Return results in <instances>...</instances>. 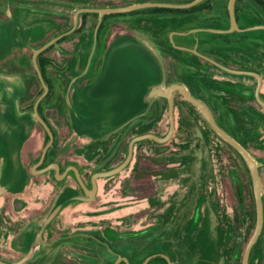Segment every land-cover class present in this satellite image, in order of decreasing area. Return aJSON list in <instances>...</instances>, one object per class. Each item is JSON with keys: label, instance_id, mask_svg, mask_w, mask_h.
I'll return each mask as SVG.
<instances>
[{"label": "rangeland", "instance_id": "rangeland-1", "mask_svg": "<svg viewBox=\"0 0 264 264\" xmlns=\"http://www.w3.org/2000/svg\"><path fill=\"white\" fill-rule=\"evenodd\" d=\"M21 1L19 12H0V23L10 24L13 14L23 23L21 29L0 40V192L3 191L0 258L3 262L13 264L33 248L34 255L25 264H65L64 260L69 259L74 261L70 264H93L73 253L81 250L75 244L82 242L81 238H66V235L154 233L162 226L159 218L169 213L172 225L176 226L173 232L182 235L186 240L183 243L188 244V252L181 257L182 264H196L188 239L199 233V245L194 247L203 249L220 216L240 215L228 181L236 180L237 170L246 176L245 181L241 177L240 181L246 186L243 197L248 201L247 206L252 202L249 208L252 212L246 209L245 216L257 217L253 179L247 163L179 94L174 138L163 143L153 139L137 142L133 160L123 171L98 179L94 200L86 198L74 175L59 180L53 170L39 173L45 164L34 166L50 138L35 115V102L44 87L34 66V49L53 35L71 29L76 10L84 6L109 3L119 7L132 2L189 0H68V12H55L67 9L62 8L61 2L48 1L54 11L51 12L44 10L41 2L33 6L32 0ZM222 1L204 0L202 5L181 13L149 7L82 15L77 29L64 42L52 47L51 54L61 66L49 67L46 75L54 79V94L42 100L43 112L56 130V138L45 163L58 162L62 169L73 164L91 185L95 172L109 170L127 157L132 138L151 131L165 134L169 129L168 104L152 93L153 88L165 90L181 80L190 85L199 67L171 62L176 56L168 43L172 26L163 31L156 28L157 20H171L174 15H183L185 19L186 13L212 4L215 12H221L228 0ZM48 15L54 19L42 20ZM66 16H69L68 24L61 27L56 19ZM4 31L1 25L0 37ZM214 111L220 123L225 127L229 124L228 131L242 137V130L227 122L224 113L219 109ZM246 147L253 154V146ZM256 160L264 196V152ZM196 206L203 207L205 219L192 233L191 219ZM53 216L60 222L54 231L56 241L43 245L39 237L43 239V234L50 233L46 229L47 221ZM85 250L89 249L85 247ZM99 252L101 264H112L115 256L104 247Z\"/></svg>", "mask_w": 264, "mask_h": 264}, {"label": "flooded vegetation", "instance_id": "flooded-vegetation-1", "mask_svg": "<svg viewBox=\"0 0 264 264\" xmlns=\"http://www.w3.org/2000/svg\"><path fill=\"white\" fill-rule=\"evenodd\" d=\"M32 1H33L32 3L33 6L39 5V3L41 2L44 7L43 9L44 10L50 9L52 10L51 12L54 11L50 6H48L49 2H52V4L54 2H61L62 8L66 6L65 8L67 9L56 10L55 12H68V7H67L68 0H32ZM21 2H22L21 0H0V4L2 5V9H0V12H19L20 9L18 8H20L19 6ZM14 5H17V8L16 7L12 8V6ZM229 5H230V0L227 1L226 9L222 10L221 12H215L217 10H215V6L214 4H212L206 9L197 10V11L195 10L194 12L186 13L185 19H182V17H184L183 15H174V18L172 17L171 20L158 19L157 20L158 26H156V28H161L163 31H165L166 27L170 25L172 26V29L169 32L170 41H168L170 47L174 49L176 55L173 58V61H171L172 63H175L176 65L190 64L192 65V67H199V71L194 72V75L191 78L192 81L190 85L185 83L184 80L177 81L175 83L183 85L193 97L201 101L210 111L213 118L220 125V127H222L242 146H244L245 149L257 162L256 159L260 157L261 152H264V147L262 148V145H264V0H236L234 6V16L232 12H230ZM87 13H97V12H87ZM84 14L85 13L80 14L79 21L82 15ZM47 18H51L52 20L54 19L51 15H48L45 16V18H43L42 20ZM68 19L69 16H66L64 18L62 17L56 20L59 24H61L62 27L68 24ZM74 20H75V15H74ZM10 21H11L10 24H7V22L0 23V26L3 25V28L5 29V31L0 37V40H2L5 36H8V34L13 30L21 29L23 25V23L19 22L17 18H14V14L12 15V19ZM166 23L168 24L167 26ZM32 30L33 29L31 28L28 31H32ZM69 30H66L64 32L62 31L57 35H53V37L43 41L40 46L44 45L46 42L53 39L54 37L62 33H65ZM153 34L156 35L157 32H153ZM69 35H65L64 37L59 39L55 44L51 45L48 49H46L48 50L44 58V62L47 63L46 73L44 74L43 69L42 68L41 69L44 74L45 80L49 86V92L47 96H52L54 94V79L52 75H48L49 78L46 76L47 74H49L48 68L51 66L53 68V65L61 66L56 61V59L53 58L51 54L53 48L51 47L52 46L57 47L59 43L64 42L63 39ZM96 42L98 43V41ZM145 47L146 49L148 48L147 45ZM61 53L63 54L62 51ZM40 55L38 56V62ZM161 58L163 60H166L164 57ZM155 59L157 60V62L159 61L156 57ZM162 63L164 64L165 61H162ZM68 89L69 86L67 88L66 96H68ZM153 89H154V92L152 90L153 94L159 95L167 102L168 113H169L170 106H169L168 98L166 96L155 93L156 89L158 88L156 89L153 88ZM177 94L181 95L186 101L191 103L192 106L200 112L202 117L205 120H207V118L205 117L202 110L197 104L189 100L187 96L180 89L175 90L173 95L175 131L171 136V138L165 142L171 141L174 138V136L177 134L176 109L179 107L176 99ZM204 94L206 95L205 97ZM218 109L225 114L226 118L228 119L227 122H230V124H234L236 128L242 130L243 133L241 135L242 137L238 135H234L232 132L228 131L227 128H229V124L228 125L226 124L227 127H225L222 123H220L216 119L214 115L215 112L214 110H218ZM145 111H143L142 114H145ZM207 122L210 124L208 120ZM211 127L213 128L212 125ZM169 129H170V116H169ZM169 129L163 135L158 134L156 131H151L146 133H154L160 137H163L168 134ZM145 139H153V138H145ZM137 142H135L134 144L133 156L129 163H131L133 160L135 153V145ZM246 145L253 146L254 148L253 154L251 150L248 147H246ZM233 148L236 151H238L235 147ZM49 149L47 150L46 155L42 160V162H40L41 157L39 158V161L37 163L39 165L37 167L42 166L44 164L45 165L42 166V168L38 170V172L46 173L48 171L53 170L54 177L59 180L66 178L70 174L74 175L77 179L78 184L80 185L81 189L86 195V198H88V200L91 201L90 196L86 192V189L80 183L75 170L70 168L71 166H75V165L71 164L67 168L62 169L61 164L56 162L60 166V174H63L62 178H57V171L55 169L41 171L45 167L55 163V162L45 163V161L48 160V157H50V154L48 153ZM238 153L241 155L239 151ZM126 158L122 162H124ZM129 163L127 164V166L129 165ZM258 167L260 171L259 164ZM78 170L83 178V173L79 168ZM235 174H236V180L230 181L228 179V181L231 190L236 198V202H237L236 207H237V211L240 212V215L233 217L220 216L219 222L215 226V232H211L208 235L205 244H203L202 246L203 249L196 248L199 245L198 243L199 233H194V232L197 230L198 224H200L205 219V215L202 206L195 207L194 214L192 215V219H191V226H190V229L191 230L193 229L192 233H194L193 236L195 238L192 237L193 238L192 239L190 237L191 240L188 239V241H191V246H192L191 252L195 254L196 264H264V218H263V226L261 233L259 234L256 241L251 246L248 255V260L246 262L247 249L256 232L258 220L257 217L255 218L252 215L245 216L246 209L248 213L252 212V210L249 209L252 208L251 200H250L251 206H247L248 201H246L245 196L243 197V194L245 193L244 191H246V186H244V181L246 176L244 175V172L241 170H237ZM227 175L229 177L228 172ZM240 177L244 181L241 182ZM99 178H97L96 194L92 200H94L97 196V192L99 189L98 186ZM83 180L86 184V187L92 190L93 189L92 178H91V185H89V183L86 182L85 178H83ZM253 186H254V181H253ZM242 190L243 193L241 192ZM208 197L210 196L208 195ZM263 204H264V196H263ZM168 211L169 208L167 212ZM218 213H220V211ZM56 219L57 218L53 216L52 218H50V220L47 221L46 229L51 231L49 234L47 233L43 234V239L41 236L39 237L40 238L39 242L42 243L43 245L47 244V246H49L56 241V239L53 238L54 234L56 233L54 231H56V229L60 224V222L58 223L59 220H57L56 222ZM159 221L162 224V226L160 227L159 231L154 233H150V232L116 233L115 232L112 234H107L105 237H103L101 234H98L96 232L95 233L77 232L74 234L66 235V238L80 237L82 242H75V244H78L81 250H74L75 252L73 253H76V255L79 257L80 260H84V261L86 260L93 264H101V255L99 252L101 247H104L106 250L109 251V253L112 256H115L112 264H115L116 261L121 257H125L127 258V260L123 258L120 260L118 264H143L148 258H150V260L146 264H170V261L172 264H182L181 257L183 253L185 254L186 252H188L186 250L188 244L183 243V241L186 240H184L182 235H180L179 233L176 234V231L173 232L174 230H176V226L172 225L171 214L165 213L161 218H159ZM123 245L126 247L121 249L120 247H122ZM85 247L88 248L89 250H85ZM30 251L31 249L26 254L22 255L18 260L26 256ZM80 254H82L83 256H81ZM33 255H34V249L31 258L33 257ZM64 262H66L65 264H70L69 262H74V261L72 259L71 260L69 259V261L64 260Z\"/></svg>", "mask_w": 264, "mask_h": 264}, {"label": "water", "instance_id": "water-1", "mask_svg": "<svg viewBox=\"0 0 264 264\" xmlns=\"http://www.w3.org/2000/svg\"><path fill=\"white\" fill-rule=\"evenodd\" d=\"M204 0H191L189 2H185V3H167V2H143V3H135V4H131V5H126V6H119V7H108V8H96V7H82L80 9L77 10V12L75 13V20H74V24L72 26V28L65 32L62 33L56 37H54L53 39L49 40L48 42H46L44 45L40 46L39 48L35 49L33 52V62H34V66L37 70L38 76L40 78V81L42 82V85L44 87V91L43 93L38 97V99L35 102V115L36 118L40 121V123L43 125V127L45 128V130L48 132L50 140L48 142V144L45 146L40 162H42V160L44 159L47 150L49 149V147L53 144L54 142V132L52 130V128L50 127L49 123L46 121V119L41 115L40 111H39V106L42 102V100L47 96L48 92H49V86L45 80L44 74L42 72V69L39 65L38 62V56L45 51L46 49H48L51 45L55 44L59 39H61L62 37H64L65 35H69L72 32L75 31V29L78 26L79 23V16L82 13H87V12H97L100 14H110V13H122V12H129V11H133V10H137V9H141V8H149V7H167V8H180V9H186V8H191L195 5L200 4L201 2H203ZM235 1L236 0H230V5H229V9L230 12H232L233 16H234V6H235ZM180 89L189 100H191L192 102H194L195 104H197L200 109L202 110L203 114L205 115V117L207 118V120L210 122V124L213 126V128L226 140L228 141L233 147H235L240 153L241 155L244 157L245 161L247 162L251 172H252V176H253V181H254V192H255V198H256V207H257V229L256 232L253 236L252 241L249 244V247L247 249V253H246V262L248 260V255H249V251L251 246L253 245V243L256 241L257 237L259 236V234L261 233L262 230V226H263V218H264V204H263V195H262V178L260 175V171H259V167H258V163L255 161V159L250 155V153L245 149L244 146H242L236 139H234L229 133H227L222 127H220V125L215 121V119L213 118L212 114L210 113V111L207 109V107L198 99H196L195 97H193L188 91L187 89L180 84L174 83L171 84L167 89H156V93L166 96L169 100V116H170V129L169 132L166 136L160 137L154 133H146V134H142L139 136L134 137L131 142H130V148H129V154L128 157L126 158V160L124 162H122L121 164H119L118 166L110 169V170H106V171H100L97 172L93 175L92 177V182H93V189L90 190L86 187V184L78 170L77 167L75 166H71L70 168L74 169L76 172V175L80 181V183L84 186V188L86 189L87 194L90 196V199L92 200L95 197L96 194V190H97V178L99 177H107V176H111L114 174L119 173L121 170H123L127 164L130 162L132 156H133V150H134V144L135 142L145 139V138H153L156 141L159 142H165L167 140H169L171 138V136L173 135L174 131H175V119H174V100H173V95L175 90ZM39 162V163H40ZM39 164H36L34 166L37 167ZM50 169H55L57 171V178H62L63 174H60V166L58 163H53L47 167H45L44 169H42L41 171H47ZM69 170V169H68ZM3 191L0 192V194H2ZM33 254V249H31V251L24 256L23 258H21L20 260L16 261L13 264H24L27 260H29L31 258ZM126 259L125 257H121L119 258L115 264H118L120 262L121 259ZM168 258V257H167ZM169 259V258H168ZM150 260V258H148L143 264H146L148 261ZM170 260V259H169ZM0 264H7L5 262H3L0 258ZM170 264L171 261H170Z\"/></svg>", "mask_w": 264, "mask_h": 264}, {"label": "trees", "instance_id": "trees-1", "mask_svg": "<svg viewBox=\"0 0 264 264\" xmlns=\"http://www.w3.org/2000/svg\"><path fill=\"white\" fill-rule=\"evenodd\" d=\"M207 1V0H206ZM189 2V1H188ZM203 4V2L201 3V4H199V5H202ZM199 5H196V6H194V7H191V8H186V9H180V8H167V7H160V8H158V7H155V8H150V9H163V10H165V11H168V12H185V11H189V10H191V9H194V8H196L197 6H199ZM53 47V46H52ZM51 47V48H52ZM48 52V50H46V51H44L41 55H40V57H39V63H40V65H41V68L43 69V71H44V74L46 73V62H44V58H45V55H46V53ZM43 92V89L40 91V93L39 94H41ZM50 96H47L46 98H49ZM46 98H45V100H46ZM39 111H40V113L42 114V116L47 120V122L50 124V126H51V128H52V130H53V132H54V134H55V138H56V130L54 129V127L52 126V124L50 123V121L47 119V117H46V115L44 114V112H43V103L41 102V104H40V106H39ZM47 137L48 138H50L49 137V134H47ZM48 153L50 154V150L48 151Z\"/></svg>", "mask_w": 264, "mask_h": 264}, {"label": "crops", "instance_id": "crops-1", "mask_svg": "<svg viewBox=\"0 0 264 264\" xmlns=\"http://www.w3.org/2000/svg\"><path fill=\"white\" fill-rule=\"evenodd\" d=\"M135 3H138V2H132L129 5L135 4ZM92 5H94V4H92ZM92 5L91 6H84V7H97V8H108V7H112V5L109 4V3H106V5H104V6H98V4H95V6H92ZM116 6H118V5H116ZM142 42H144V41H142Z\"/></svg>", "mask_w": 264, "mask_h": 264}]
</instances>
